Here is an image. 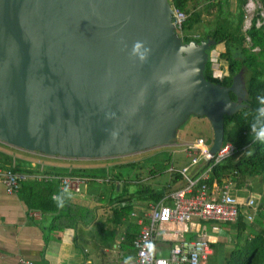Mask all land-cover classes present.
Here are the masks:
<instances>
[{"label": "water", "instance_id": "obj_1", "mask_svg": "<svg viewBox=\"0 0 264 264\" xmlns=\"http://www.w3.org/2000/svg\"><path fill=\"white\" fill-rule=\"evenodd\" d=\"M173 12L170 0H0V141L110 158L174 144L198 116L216 152L248 99L244 68L228 86L207 79L215 41H184Z\"/></svg>", "mask_w": 264, "mask_h": 264}, {"label": "crops", "instance_id": "obj_2", "mask_svg": "<svg viewBox=\"0 0 264 264\" xmlns=\"http://www.w3.org/2000/svg\"><path fill=\"white\" fill-rule=\"evenodd\" d=\"M235 1L238 4L239 0ZM221 44L223 43L211 49V53L216 54V51L220 53L219 46ZM215 64L218 65L217 70L221 69L219 64ZM227 69L226 65L225 70H221L225 74ZM180 143L188 142L181 141ZM165 149L166 147L161 150ZM0 151L12 157L13 165L19 164L22 168L32 170V175L37 173L58 174L53 173L55 171L52 166H69V163L66 162L73 159L33 153L1 141ZM111 166L112 168L104 165L99 168H81V170H97L101 175L91 174L88 177L91 178L90 180L99 182L89 180L84 183L82 187L88 185L86 192H83L82 187L80 192L69 189L73 195L66 203L73 202L80 205L79 220L63 230H55L51 227L52 218L55 216L54 212L30 208L19 192L20 190L17 193L7 192L5 182L0 176V264H19L22 258L31 260L33 264H124L128 257L132 258L131 264H137L133 240L140 233L142 227L148 224L151 205L161 201L167 194L180 187L183 182L172 178L171 175L170 179L166 181L167 185L159 184L157 186L146 182H136L142 187L136 193L126 196L128 203L117 198L114 199L111 194L108 195L109 192L112 194L116 192L115 187L122 192H129L126 181L123 184L120 183V179L121 181L124 179L115 172L120 165L113 164ZM0 167L5 168L1 164ZM154 167V173L160 172L159 166ZM203 168L204 165L201 164L192 172L195 173ZM71 174L86 175L74 172ZM62 175L64 174L62 173ZM159 175L150 178L157 182L159 180L155 179ZM47 181L55 182L56 180ZM214 181L211 182L212 186H214ZM56 182L59 185V181ZM102 186L107 190L102 189ZM151 190L164 192V197L161 200L152 198ZM232 190L240 200L244 212L256 211L254 221H246L243 212V223H247V226L243 223L239 226V222L216 224L211 220L195 218L190 223L192 232L196 235L208 234L213 248L212 254L203 264H226V260L233 250L240 248L245 242L251 241L258 233L264 235V173L244 177L239 174ZM258 194H261L262 197H257ZM250 198L256 201V205L252 209L246 204ZM130 204L131 208L127 216L121 217L117 211ZM164 231L161 230L157 234L158 252H169L170 245L174 243L172 239H167L168 235ZM263 250L264 245L261 250H257L261 253L257 258H255L257 251L252 252L256 264H264Z\"/></svg>", "mask_w": 264, "mask_h": 264}, {"label": "trees", "instance_id": "obj_3", "mask_svg": "<svg viewBox=\"0 0 264 264\" xmlns=\"http://www.w3.org/2000/svg\"><path fill=\"white\" fill-rule=\"evenodd\" d=\"M193 0H173L176 7L186 11L188 17L183 25L184 41L193 39L201 41L210 38L215 41L212 46L214 49L218 44L223 43L226 50L220 54V57L227 60L228 69L222 78L216 77L213 70V63L210 59L206 65L205 76L213 82H220L223 85H230L233 76L244 68L246 77V87L248 89V99L244 102L245 106L233 115H226L225 120V141L232 142L236 150L232 155L218 164L214 170L212 181L219 179V176L225 172L237 169L241 177L247 175H258L264 173V144L253 143L250 133V123L255 109L258 107L257 96L264 95V20L258 25V19L261 18L258 12L252 19L251 27L247 30L244 28L245 11L243 9L247 0L238 1V13L235 18H231V12L226 2L228 0H208L206 11L211 13V8H216L215 26L204 33L195 37L191 32L192 28L201 22L204 10L192 11L189 7ZM264 5V0H259ZM226 3V4H225ZM225 7V8H224ZM248 37L250 40H248ZM254 48H259L254 50ZM248 71V73H247ZM233 99H236L232 93ZM249 150L251 155L246 151ZM0 164L5 168H12L14 171L28 174L29 177L22 182L20 193L30 208L40 209L44 212H54L51 227L55 230H63L66 227L74 225L78 219L80 205L73 202L65 203L63 208L57 207L53 197L61 192L58 183L51 181H39L32 175V170L22 168L19 164L11 163L12 157L0 151ZM86 169L80 171L85 173ZM58 174H71L70 171L60 172L54 169ZM39 174V173H37ZM89 175V174H86ZM116 188V187H115ZM147 188V187H144ZM151 197L161 200L164 192L151 190ZM131 204L121 207L117 212L121 217L127 216ZM243 215H240L239 226L243 223ZM247 226V223H243ZM264 245L263 233L256 234L251 241L245 242L240 248L231 252L227 258L226 264H256L252 252L261 250ZM256 253L255 258L261 255ZM264 252V250H263Z\"/></svg>", "mask_w": 264, "mask_h": 264}, {"label": "built area", "instance_id": "obj_4", "mask_svg": "<svg viewBox=\"0 0 264 264\" xmlns=\"http://www.w3.org/2000/svg\"><path fill=\"white\" fill-rule=\"evenodd\" d=\"M170 2L174 9V23L179 34L184 37L182 29L188 13L176 7L173 0ZM253 2L248 0L246 4L249 11L255 7V2L254 4ZM253 17L247 19L249 23L244 27L245 30L251 27ZM248 40H250L249 37ZM258 49L254 48V50ZM215 71V76L222 78L223 75L220 76L222 70L216 69ZM210 148L211 145L207 144L204 138H197L188 142L185 147L190 160L189 164L181 168L176 167L174 163L169 166L168 172L172 178L180 180L183 184L158 203L151 205L148 224L142 227L133 240L137 264H203L212 254L213 248L208 234L196 235L192 232L190 223L195 218L221 224L237 222L243 212L246 221H254L256 211L244 212L240 200L232 190L236 177L239 175L237 169L223 173L219 180L213 182L214 186L209 183L214 168L234 153L235 145L224 140L216 152H212ZM201 164L204 165L203 169L192 172ZM0 176L5 182L8 193H17L22 182L29 177L28 174L14 171L12 168L1 167ZM34 177L39 181L58 180L61 190L67 187L75 192H80L82 185L91 179L79 174L39 173ZM246 204L252 209L256 201L250 198ZM161 230H165V234L168 235L167 239L174 241L170 245L167 256L159 255L157 250V234ZM149 243L154 247L149 248ZM19 264H33V262L22 258Z\"/></svg>", "mask_w": 264, "mask_h": 264}, {"label": "rangeland", "instance_id": "obj_5", "mask_svg": "<svg viewBox=\"0 0 264 264\" xmlns=\"http://www.w3.org/2000/svg\"><path fill=\"white\" fill-rule=\"evenodd\" d=\"M255 7L252 10H248V6L246 5L248 0L243 6V9L245 11V19L244 27L248 25L249 21L247 19L253 17L257 14V12H260L261 18L258 19V23H261L264 20V5L259 0H252ZM208 0H193L190 2V9L192 11L204 10L202 14V20L200 23L195 25L191 32L195 34V36L198 37V35H203L210 29H212L215 26V15H216V8H211V13H208L205 9L208 5ZM228 5H225V7H228L231 12V18H235L236 14L238 13V4L235 0H230L226 2ZM225 3V4H226ZM224 7V8H225ZM220 53L224 52L226 50L225 44H221L220 46ZM216 54H213V52L210 55V59L213 63L219 64V67L223 70H225V66L228 65L227 60L221 58L217 51ZM218 68V65L213 64V70ZM248 73V71H247ZM224 73L222 72L220 76H222ZM247 77V74L245 76V79ZM204 138L205 142L209 145H212L213 142V129L211 126L210 121L205 117H198V116H192L185 125L181 127L179 130L178 140L176 143L171 145H165L161 147L151 148L147 149L142 152H137L134 154H127V155H121L116 156L114 159L111 160H105L103 158L98 159H80V158H73L69 163V166L61 165V166H55L53 165L52 168L64 172V171H70L74 173H80L81 168H99L100 166H107L109 168H112L111 165L118 164L119 167L116 168L117 174L124 179V181H121L120 183L123 184V182L126 181L127 188L129 192H122L121 190H117L118 188H115L116 192L113 194L111 192L108 193L112 195L114 199L123 200L129 203L128 200H126V196H129L133 193H136L142 185L136 183H147V184H155V185H167L168 181L170 179V174L167 171L168 166H170V162H174V165L178 168H181L184 166V164H189L190 160L187 157V153L185 151V147L187 143H180L183 142H189L193 141L197 138ZM2 142V141H1ZM165 150H161L165 148ZM21 149V148H20ZM101 159V160H99ZM103 159V160H102ZM109 159V158H106ZM131 162V163H128ZM123 164V165H121ZM170 164V165H169ZM160 167V172L154 173L155 170L154 166ZM101 171V170H98ZM105 172V171H104ZM86 174H95V175H101L97 170L90 171L86 169ZM160 174V175H159ZM159 175L155 180H159L157 182H154L150 177H154ZM88 177V175H83ZM117 179V178H116ZM99 182L96 180H90ZM119 181V180H117ZM165 181V182H164ZM88 182V181H87ZM128 182V183H127ZM163 182V183H162ZM83 192H86L88 190V185H84ZM102 189L107 190L106 187L102 186ZM262 197L261 194H258L257 197ZM135 199V198H134ZM262 201V200H260ZM168 251L161 252L159 251V255L167 256L169 254Z\"/></svg>", "mask_w": 264, "mask_h": 264}, {"label": "clouds", "instance_id": "obj_6", "mask_svg": "<svg viewBox=\"0 0 264 264\" xmlns=\"http://www.w3.org/2000/svg\"><path fill=\"white\" fill-rule=\"evenodd\" d=\"M144 48V42L136 41L132 47V55H139L141 61L146 59V52L148 49H145L144 52H141V49ZM258 107L255 109V112L252 116V121L250 123V133L253 143L264 144V95L257 96ZM248 155H251L249 150L246 151ZM72 192L69 188L65 187L61 192L53 197L57 207L63 208L67 200L72 198ZM149 248H153L154 245L151 243L148 244ZM132 258L128 257L125 259L124 264H131Z\"/></svg>", "mask_w": 264, "mask_h": 264}]
</instances>
